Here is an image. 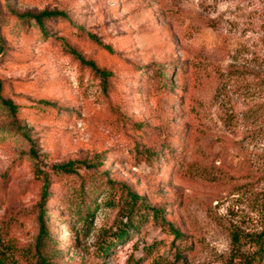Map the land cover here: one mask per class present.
I'll use <instances>...</instances> for the list:
<instances>
[{
	"label": "rangeland",
	"instance_id": "1",
	"mask_svg": "<svg viewBox=\"0 0 264 264\" xmlns=\"http://www.w3.org/2000/svg\"><path fill=\"white\" fill-rule=\"evenodd\" d=\"M44 11L67 19L46 21L42 38L18 16ZM0 80L17 106L15 118L0 107V132L13 131L0 135L5 264H241L254 254L250 238L264 230V0H0ZM70 162L90 168L54 174ZM43 175L52 238L39 248ZM127 190L142 211L116 242L128 229Z\"/></svg>",
	"mask_w": 264,
	"mask_h": 264
},
{
	"label": "trees",
	"instance_id": "2",
	"mask_svg": "<svg viewBox=\"0 0 264 264\" xmlns=\"http://www.w3.org/2000/svg\"><path fill=\"white\" fill-rule=\"evenodd\" d=\"M18 18L22 21H26L29 18H32L34 25L39 29L38 34L41 35V37H45L46 34V30H45V22L52 20V19H57V18H62V19H67V16L65 13L62 12H47L44 11L38 15H23V16H18ZM71 54L77 59L79 60V62L82 65H86L88 68L92 69L94 72H99L101 73L103 76L107 77L109 74L108 73H102L100 71H98L97 67L95 66V64L93 62H87L84 60V58L79 55L78 53H76L74 50L70 49ZM2 81L0 80V107L2 106L3 110H5L6 112L9 113V115H11L12 117H16L17 115V106L9 101V100H4L1 98V91H2ZM44 105L48 106V107H52L53 104L51 103H44ZM13 124H16V119H14ZM17 129H22L21 127H19V125L17 124ZM13 131L12 130H8V131H3L0 132V135H7V134H11ZM16 132V131H14ZM22 135L27 136V138L29 140H31L28 135H26L25 132L21 131ZM32 143V141H31ZM166 152V146L162 145L160 147H158L157 149L153 150L152 152H150V159L152 162H155V158H157L160 154L161 155H165ZM30 156H36L34 151L31 152ZM89 169L90 166L85 164V163H80V162H70L68 164H63L61 166H57L55 168H53L54 174L58 175L59 177H63V176H72V175H77L79 169ZM43 180H44V186H43V192H42V203L40 206V214L38 217V223H39V237L37 239V246L39 248H41L42 246L44 247H48L50 244H48V241L51 240V235L49 234V231H47V227H46V218H47V211H46V207L45 204L47 203V201L50 199V192H49V178L47 175H43ZM85 187V182L82 181V184L80 186L81 191L79 193H81V198H80V203L77 207L78 211H77V215H82V206L85 207L86 204V200L84 198H88V194L87 191H85L84 189ZM127 199H129V202H127L126 204V211L124 214V217L127 221V223L125 224L124 227L128 228V229H123L122 231L119 232V234L115 237L116 238V242H121L123 240H125V238H127L129 236V234L135 230H137V227L134 224V220L135 217L138 216L139 214H141V209L137 208L138 207V201L141 199L139 198L135 193H132L131 191L127 190ZM150 212V216L153 215V220L155 221H159L160 218H162V224L166 225L165 220L162 217V212L158 209H149ZM84 217H81L80 220H82ZM139 220H143L144 217H139ZM87 220V219H85ZM170 228V232L171 235H173L175 238H180V233L179 231H177L176 229H174L172 226L169 227ZM129 230V231H128ZM250 240L252 241L251 243L255 246V252L254 254H252V256L247 257L245 259H242V257H240V263L241 264H264V230L262 233H260L259 235H257L254 238H250ZM234 243H235V247H238L240 245V240L238 238V236H234ZM116 243L114 242H110L108 244L105 245V247L101 248L102 252L104 254L108 253L109 250L115 245ZM70 248V247H69ZM11 252V250H9ZM57 255L60 257L61 253L59 251H56ZM4 257L0 258V264H5L4 261ZM38 264H53L51 262V258L49 257H43L40 256V260L38 262ZM55 264V263H54Z\"/></svg>",
	"mask_w": 264,
	"mask_h": 264
}]
</instances>
